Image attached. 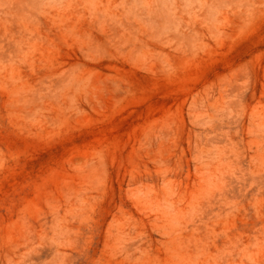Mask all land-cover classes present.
<instances>
[{
  "label": "rangeland",
  "instance_id": "1",
  "mask_svg": "<svg viewBox=\"0 0 264 264\" xmlns=\"http://www.w3.org/2000/svg\"><path fill=\"white\" fill-rule=\"evenodd\" d=\"M0 264H264V0H0Z\"/></svg>",
  "mask_w": 264,
  "mask_h": 264
}]
</instances>
